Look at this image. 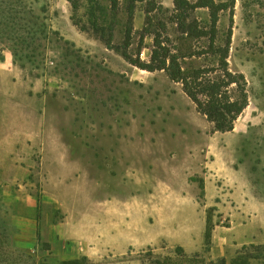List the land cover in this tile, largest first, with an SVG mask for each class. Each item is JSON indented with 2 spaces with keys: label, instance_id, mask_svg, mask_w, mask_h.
<instances>
[{
  "label": "rangeland",
  "instance_id": "obj_1",
  "mask_svg": "<svg viewBox=\"0 0 264 264\" xmlns=\"http://www.w3.org/2000/svg\"><path fill=\"white\" fill-rule=\"evenodd\" d=\"M79 1L84 30L68 0H0V264H264V0H214L217 44L231 37L229 67L249 94L227 132L165 71L132 65L89 24L93 11L116 45L131 24L134 53L145 2L130 15L132 0L115 11ZM156 1L183 66L216 65L191 56L209 41L185 39L173 0ZM193 17L210 28L209 8ZM152 48L146 35L142 59ZM243 234L252 242L237 243Z\"/></svg>",
  "mask_w": 264,
  "mask_h": 264
},
{
  "label": "trees",
  "instance_id": "obj_2",
  "mask_svg": "<svg viewBox=\"0 0 264 264\" xmlns=\"http://www.w3.org/2000/svg\"><path fill=\"white\" fill-rule=\"evenodd\" d=\"M74 14L72 20L74 24L85 29L80 21L75 19V13L79 9V0H68ZM146 4V26L140 34L138 45L134 53L130 52L133 41V26H127L123 42L116 45L112 30L107 31L105 24L90 11L89 24L98 38L103 41L107 48L120 53L126 61L132 65L154 72L163 70L168 77L182 85L183 91L195 103L197 110L206 116L207 120L213 124L215 131L227 132L235 128V123L249 104V94L247 80L243 73L234 72L229 67L228 57L231 45V37H228L223 46L217 44V18L219 10L224 8V3L217 4L214 0H173L170 21L177 24L179 31L185 39H208V48L200 51H191V56H202L213 54L216 57V65L191 66L185 68L182 59L186 54L181 53L180 47H174L172 39L167 34V23L163 20L156 22L157 11L163 6L156 0H139ZM135 1L130 4V15L133 13ZM112 9L117 10L118 0H112ZM197 8H209L212 13V24L209 29L201 28L198 21L193 17V12ZM146 35L153 38V48L150 59L144 60L141 52L144 47ZM203 189V183L200 184ZM215 224L208 212L204 240L207 245L211 244L213 229ZM86 259V257H83ZM155 262V261H154ZM221 264H226V259L220 260ZM65 264H86L80 259H70ZM156 264H163L157 260ZM167 264V263H166Z\"/></svg>",
  "mask_w": 264,
  "mask_h": 264
},
{
  "label": "crops",
  "instance_id": "obj_3",
  "mask_svg": "<svg viewBox=\"0 0 264 264\" xmlns=\"http://www.w3.org/2000/svg\"><path fill=\"white\" fill-rule=\"evenodd\" d=\"M57 142V141H56ZM51 144V145H50ZM43 147H61L62 145L60 144V142L58 141L57 143H49V142H45L42 144ZM257 222V221H254V223ZM230 228V227H229ZM227 240V244H231V241H229L228 239ZM253 238H250V237H247L246 235H242L241 237L238 238V242L239 244H244V243H250L252 242ZM234 243V241L232 242ZM227 255V250H224L220 253V256H226ZM249 264H255V263H249Z\"/></svg>",
  "mask_w": 264,
  "mask_h": 264
},
{
  "label": "bare ground",
  "instance_id": "obj_4",
  "mask_svg": "<svg viewBox=\"0 0 264 264\" xmlns=\"http://www.w3.org/2000/svg\"><path fill=\"white\" fill-rule=\"evenodd\" d=\"M184 114V113H183ZM192 117V116H191ZM182 119V118H181ZM183 128V127H182Z\"/></svg>",
  "mask_w": 264,
  "mask_h": 264
}]
</instances>
